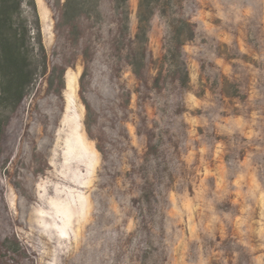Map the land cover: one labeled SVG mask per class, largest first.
I'll list each match as a JSON object with an SVG mask.
<instances>
[{
    "label": "rangeland",
    "instance_id": "1",
    "mask_svg": "<svg viewBox=\"0 0 264 264\" xmlns=\"http://www.w3.org/2000/svg\"><path fill=\"white\" fill-rule=\"evenodd\" d=\"M140 1L14 11L0 264H264V0Z\"/></svg>",
    "mask_w": 264,
    "mask_h": 264
},
{
    "label": "trees",
    "instance_id": "2",
    "mask_svg": "<svg viewBox=\"0 0 264 264\" xmlns=\"http://www.w3.org/2000/svg\"><path fill=\"white\" fill-rule=\"evenodd\" d=\"M22 1L25 0H0V57L1 61L8 67L16 68L17 76L20 79V82L16 85V89L20 95L21 89L25 85L24 80L29 77L28 65L26 63L28 59V47L25 44L28 28L24 25L22 32L21 27L16 25L17 18L14 16V11H19ZM29 1L35 7V0ZM140 2L142 8L145 2L144 0ZM71 3L72 0H65V8H68Z\"/></svg>",
    "mask_w": 264,
    "mask_h": 264
}]
</instances>
